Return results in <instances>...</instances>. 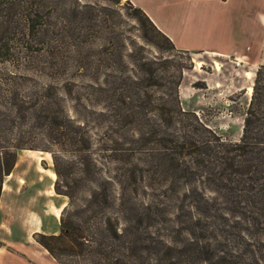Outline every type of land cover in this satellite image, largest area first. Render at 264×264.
<instances>
[{"label": "trees", "instance_id": "1", "mask_svg": "<svg viewBox=\"0 0 264 264\" xmlns=\"http://www.w3.org/2000/svg\"><path fill=\"white\" fill-rule=\"evenodd\" d=\"M26 8L23 49L48 45L49 29H37L40 15ZM133 11L147 31L175 49L141 9L133 7ZM136 85L106 95L109 103L100 115L114 124L113 139L106 128L102 138L93 140L83 123L66 114L56 94L47 95L51 85L42 88L44 94L35 102L7 98L5 107L11 116H21L22 125L40 129L51 147L68 148L74 167L63 175L60 159L49 148L0 140V197L17 152L40 149L52 157L54 194L67 200L58 233L35 236L56 263L72 264L75 258L83 264H139L146 252L157 264H264V244L256 253L244 237L235 240L228 231L207 223L213 217L208 214L210 204L222 200L227 212L216 216L222 223L241 220L248 233L256 227L264 236V65L255 72L238 142L226 141L194 113L185 112L178 93L153 109L156 106L141 98ZM148 109L158 113L157 123ZM183 117H191L194 124H183ZM24 131L19 134L25 135ZM150 164L163 177L159 188L154 186ZM196 177L201 188L192 184ZM171 200L190 203L187 211L185 204L175 208L182 212L175 216L182 235L178 240L152 231L166 222L168 210L161 205ZM242 245L244 250L238 252Z\"/></svg>", "mask_w": 264, "mask_h": 264}, {"label": "rangeland", "instance_id": "2", "mask_svg": "<svg viewBox=\"0 0 264 264\" xmlns=\"http://www.w3.org/2000/svg\"><path fill=\"white\" fill-rule=\"evenodd\" d=\"M27 6L40 15L37 29H49L51 42L43 47L31 44L25 51L22 33L26 28ZM133 7L126 0L119 4L106 0H0V140L6 144L21 140L26 146L49 148L60 159L63 175L70 173L74 165L68 148L51 147L40 129L22 125L21 116H11L5 107L7 98L36 101L44 94L42 88L51 85L47 95L56 94L66 114L83 123L93 140L102 138L106 128V135L113 139L114 124L100 115L109 103L106 95L135 86L137 79L141 98L150 99L156 106L153 109L178 93L185 112L194 113L226 141L238 142L252 95L248 88L253 86L258 67L229 57L171 49L142 26ZM150 110L148 116L157 123L158 113ZM26 116L29 123L31 112ZM181 120L183 124H194L191 117ZM23 130L25 135L19 134ZM150 160L154 165L152 157ZM53 168L50 153L40 149L19 150L11 175L4 179L0 198V238L5 241V249L10 251L18 243L21 229L37 230L25 243L32 245L27 249L41 264L58 263L47 256L35 236L59 228L60 216L55 215L57 212L61 215L58 207L67 203L64 197L54 194L56 178L51 180L48 176V172L54 173ZM149 169L151 177L154 175V186L159 188L163 177L151 164ZM192 184L201 188L197 177ZM181 204H185L187 211L188 201H164L161 206L167 208L169 215L157 231L152 230L155 236L159 233L167 240L181 239L179 225H175L176 214L182 213L175 208ZM210 207L208 214L213 216L207 219L210 226L228 231L235 240L244 237L256 253L263 246L264 236L258 228H251L248 233L247 224L241 220L235 223L228 219L222 223L216 217L226 214L224 201L212 202ZM244 248L240 246L238 252ZM71 263L83 264L75 258ZM138 263L157 264L153 255L146 252Z\"/></svg>", "mask_w": 264, "mask_h": 264}, {"label": "crops", "instance_id": "3", "mask_svg": "<svg viewBox=\"0 0 264 264\" xmlns=\"http://www.w3.org/2000/svg\"><path fill=\"white\" fill-rule=\"evenodd\" d=\"M126 1L141 9L178 50L229 57L244 65H264V0ZM64 206L63 203L58 209ZM58 230L47 235H56ZM20 231L18 243L10 251L0 238V264H41L27 249L32 245L25 243H29V235L38 231Z\"/></svg>", "mask_w": 264, "mask_h": 264}, {"label": "bare ground", "instance_id": "4", "mask_svg": "<svg viewBox=\"0 0 264 264\" xmlns=\"http://www.w3.org/2000/svg\"><path fill=\"white\" fill-rule=\"evenodd\" d=\"M248 93H249V95L252 93V88H251V87L248 88ZM48 155H49V154H48ZM39 160H40V159H39ZM38 170H40V169H38ZM48 176H49V178H50L51 180H54V179L56 178V175H55L54 173H52V172H48ZM56 216H57V217L60 216L58 212L56 213Z\"/></svg>", "mask_w": 264, "mask_h": 264}]
</instances>
